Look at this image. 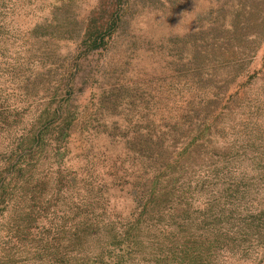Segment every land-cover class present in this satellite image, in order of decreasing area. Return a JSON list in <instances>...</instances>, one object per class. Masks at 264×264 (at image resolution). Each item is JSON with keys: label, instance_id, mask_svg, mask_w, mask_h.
I'll use <instances>...</instances> for the list:
<instances>
[{"label": "trees", "instance_id": "1", "mask_svg": "<svg viewBox=\"0 0 264 264\" xmlns=\"http://www.w3.org/2000/svg\"><path fill=\"white\" fill-rule=\"evenodd\" d=\"M47 1L0 0V264H264V18L154 61L131 47L84 104L80 62L113 49L129 0L75 30L71 0Z\"/></svg>", "mask_w": 264, "mask_h": 264}, {"label": "rangeland", "instance_id": "2", "mask_svg": "<svg viewBox=\"0 0 264 264\" xmlns=\"http://www.w3.org/2000/svg\"><path fill=\"white\" fill-rule=\"evenodd\" d=\"M56 1L58 0H48L45 10H38V13L48 14L47 8L52 7ZM120 3L123 0H71L59 13L69 23L67 29L75 30L86 25L92 17L100 18L101 22H109V17ZM126 4V14L120 24L122 27L117 32L119 35L115 37L113 49L108 53H90L80 62L81 71L76 79V90L85 99L84 104H90L89 100L97 92L94 84H97L99 72L108 68L111 61H114V67L116 61L125 53L128 57V52L135 46L147 60H155L151 55L156 59L164 58L165 49H173L172 46L168 48V45L170 41H175L176 36L194 34L205 37L213 24L219 26L225 21L229 23L231 15L240 18L248 16L250 28L263 29L264 0H129ZM35 21L36 17L31 16L19 19L21 28L30 27ZM261 41L262 46L251 61L248 74L261 69L263 65L264 35ZM50 43L57 51L59 59L69 54L72 57L79 44L55 39H51ZM246 81L247 76L240 79L241 83ZM121 123L122 127L126 124L124 121Z\"/></svg>", "mask_w": 264, "mask_h": 264}]
</instances>
